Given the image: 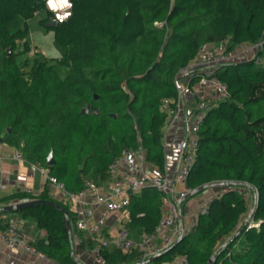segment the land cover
I'll return each instance as SVG.
<instances>
[{"label": "trees", "instance_id": "1", "mask_svg": "<svg viewBox=\"0 0 264 264\" xmlns=\"http://www.w3.org/2000/svg\"><path fill=\"white\" fill-rule=\"evenodd\" d=\"M70 1L71 16L47 27L60 53L47 63L39 54L28 56L24 41L34 14L45 11L44 24L52 18L44 0H0V139L68 192L82 191L87 182L106 183L108 166L125 149L142 148L163 171L166 116L160 105L169 99L174 106L181 77L200 48L224 43L235 49L260 41L264 47V0ZM18 17L21 26L11 31L9 24ZM20 54L26 58L17 61ZM263 54L256 50L253 58L215 70L228 97L204 117L187 176L191 191L214 182L254 190L249 221L259 226L242 227L249 207L241 194L227 191L213 196L208 213L197 215L179 242L151 262L141 261L137 250L108 247L100 250L105 264L171 263L178 256L184 264H208L211 258L213 264H264V65L257 61ZM198 76L186 75L189 87ZM85 106L88 114L81 113ZM50 152L55 163L47 166ZM47 185L37 196L17 193L14 198L55 202L62 210L41 203L17 213L45 232V240L32 243L37 251L57 264H81L79 253L96 244L77 232L71 254L75 214L48 195ZM124 209L129 219L124 228L131 235L151 233L161 218L160 194L144 188L129 196Z\"/></svg>", "mask_w": 264, "mask_h": 264}, {"label": "built area", "instance_id": "2", "mask_svg": "<svg viewBox=\"0 0 264 264\" xmlns=\"http://www.w3.org/2000/svg\"><path fill=\"white\" fill-rule=\"evenodd\" d=\"M44 8L52 14L55 24L63 23L71 16L61 22L55 19V13L47 7L46 0H44ZM56 11L62 14L64 11L71 12V8L57 9ZM262 46L263 41L240 44L235 49H228L224 43L202 46L195 60L187 68V70L190 68L188 74L197 73L199 75L196 84L194 83L192 89L189 90L190 97L195 99L194 110L186 116L182 114L184 90H187V87L178 86V98L174 106L171 105L169 99L162 100L160 110L166 116L162 132L163 151L169 148L179 155L174 176H168L152 162H149L145 151L140 147L137 149H125L108 166L107 181L105 183L109 192L108 197L100 194L98 188L92 182L86 183V190L83 189L77 193L68 192L62 182L48 176L47 170L39 167L48 184L61 192L66 204H72L73 206L75 219L70 223L73 246L78 243L77 232H83L87 238L96 244L95 248L90 251L92 264H105L100 250L110 246L120 249L124 253L137 250L142 254L141 261H146L164 253L180 238L183 233L180 228V222L182 223V219L190 215V211L183 209L181 203L191 193L187 186V176L195 163L198 133L206 114L215 104L226 100L228 97L225 84L217 80L213 74L219 66L242 58L239 56L242 52L244 53V51L250 49L261 50ZM179 122H183L186 126L184 135L175 141L167 143L165 140L168 133ZM15 157L20 159L21 155L18 153ZM0 187L3 188L2 185ZM144 188H154L160 194L161 218L154 230L151 233H142L134 236L125 228H122L117 231L111 242L107 241L102 231L107 217L111 213L124 209L129 203V196L140 192ZM87 190L94 194L95 202L98 205L106 204V209L93 222H90L84 216V197ZM232 190L241 194L242 198L247 201L246 189H234L225 185L219 193ZM211 198L198 206L196 215H206L208 213ZM254 199H256L255 192ZM0 242L11 252L21 251L40 258L45 257L35 249L32 245L33 241L23 234L15 220L8 219L4 221L1 215ZM180 259L185 263L184 257H180Z\"/></svg>", "mask_w": 264, "mask_h": 264}, {"label": "crops", "instance_id": "3", "mask_svg": "<svg viewBox=\"0 0 264 264\" xmlns=\"http://www.w3.org/2000/svg\"><path fill=\"white\" fill-rule=\"evenodd\" d=\"M190 72V68L187 70ZM186 75V74H184ZM186 86L188 85V78L184 81ZM192 87L187 86V90H184V105L182 106L183 116L188 115L195 108V99H192L189 94V90ZM186 126L183 122H179L166 137V142L170 143L182 137L185 133ZM18 152L12 147L7 146L4 143H0V209L5 206L17 204L14 195L17 193H26L27 195L37 196L45 187L47 183L44 174L40 171L38 165L28 163L22 157L17 159L15 155ZM165 165L163 172L168 176H174L179 161V155L167 148L164 150ZM95 185V184H94ZM98 188L100 194L108 197L109 192L106 184L95 185ZM48 195L55 201L64 202L61 192H59L54 186L47 185ZM86 190V186L84 188ZM193 198V197H192ZM193 199L190 198L183 201L181 206L184 209L190 211V215L182 219L181 225H186L184 221L188 217H192L196 214V208H190L193 204ZM200 202H197V204ZM66 204V203H65ZM73 211L72 204H67ZM194 205V204H193ZM106 209V204L98 205L95 202V196L89 190L85 191L84 197V216L93 222L97 219L102 211ZM2 215L4 221L13 219L18 224L23 234L29 238V240L36 242L39 240H45L46 234L43 230L37 228L34 220L30 217H23L17 212H4ZM128 213L125 209L119 212L111 213L105 220V225L102 228L103 235L107 241L111 242L113 237L119 229L124 228V224L128 221ZM183 229V227H182ZM86 237V236H85ZM76 247V246H75ZM112 247V246H110ZM78 260L81 264L92 263L90 250H84L79 253ZM181 260H178L176 264H180ZM0 264H57L56 262L44 257L40 258L36 255L26 252H11L5 245L0 242Z\"/></svg>", "mask_w": 264, "mask_h": 264}, {"label": "rangeland", "instance_id": "4", "mask_svg": "<svg viewBox=\"0 0 264 264\" xmlns=\"http://www.w3.org/2000/svg\"><path fill=\"white\" fill-rule=\"evenodd\" d=\"M46 17V12L45 11H41V12H37L36 14L33 15V17H31L28 21H27V34L24 38V41L27 42V44L30 47V52L28 53V56H32L33 54H39L40 56L44 57L45 60L47 61V63H52L54 62L55 59H58L60 56L59 50L56 47L55 43H54V35H53V31L51 29H48L47 27H45V24L42 23V20L45 19ZM21 18H17L13 21L10 22L9 24V29L11 31L16 30L19 26H21ZM245 44V43H244ZM246 50V49H244ZM262 51L264 53V47L262 48ZM256 55V51L254 49H250L248 51H244V53L242 52L241 55H239L240 57H245V58H253ZM26 58V55L24 54H20L17 56V61H22ZM32 58V57H31ZM29 58V59H31ZM259 65H264V54L260 56V58L257 60ZM30 64V62H29ZM210 71V70H209ZM188 75V72L183 73ZM186 75H182L181 79L183 81H181L179 83V86L186 88V84L184 82V79H186ZM196 84V82H195ZM189 87V86H188ZM213 186H211L210 188H206L204 189V191L197 193L196 195H193V198L190 197L191 199H193V204L191 205L190 208H198V206L200 204H202L203 202L209 200L212 196L216 195L217 193H219L224 187L225 185H223V183L220 182H214L212 183ZM241 190H244V188L242 187ZM247 190V201H245L249 207V211L250 209L253 207L254 204V190L252 189H246ZM189 198V200H190ZM197 202H200L197 204ZM184 209V206H183ZM196 214L194 216H192L191 218L188 217L184 223L186 222V225H183V234H186L188 232V230L193 226L195 219H196ZM246 219V216L243 217L241 223H243ZM248 227H258L259 223H253L252 221L248 222ZM251 224V225H250ZM178 260H181L180 257H176L171 264H176ZM92 264V263H89ZM179 264V263H178ZM180 264H184L183 262H180Z\"/></svg>", "mask_w": 264, "mask_h": 264}, {"label": "water", "instance_id": "5", "mask_svg": "<svg viewBox=\"0 0 264 264\" xmlns=\"http://www.w3.org/2000/svg\"><path fill=\"white\" fill-rule=\"evenodd\" d=\"M45 26H46V27H51V28H52V27H55L56 24H55L54 19H53V18H50V19H49V22L46 23ZM6 54H7V56L10 55V48H8V49L6 50ZM94 98L96 99V97H94ZM89 110H90V107H89V106H85L84 108L81 109V113H82V114H88ZM91 113H92L93 115H96V114H97V110H93ZM7 131L9 132L10 129H7ZM0 143H2V140H1V139H0ZM49 154H51V155H48V157H47V159H46V165H47V166H52V165H54L55 161H54V159H53L52 152H50ZM211 186H213L212 183H210V184H206V185H203V186H200L199 188H197V189L191 191V193L188 195V197H191V196H193L194 194L199 193L200 191H202V190H204V189H206V188H210ZM41 203H49V204H53L54 206H56V207H58V208L61 209V207H60L58 204H56L55 202H48V201H43V200H33V201L21 202V203H17V204H13V205L5 206V207L2 209V211H4V212H17L18 210H20V209H22V208H24V207H28V206H32V205H36V204H41ZM255 204H256V199H255V201H254L253 207L250 209V211H249V213H248V215H247L245 221L243 222L242 227H245V226L247 225V223H248V221H249V219H250V217H251V215H252V212H253V210H254V208H255ZM61 210H62V209H61ZM63 214H64V216H65V218H66V223H67V225H68V230H69V234H70L69 221H68L67 216H66V213H65L64 211H63ZM180 228H181V230H182L181 222H180ZM179 240H180V238L177 239V240L172 244V246H171L169 249H167L165 252H167V251H169L170 249H172V248H173V247L179 242ZM165 252H164V253H165ZM71 254L73 255V245H72V241H71ZM160 255H161V254H160ZM158 256H159V255H158ZM158 256H154V257L150 258V259L148 260V262H151L152 260H154V259H155L156 257H158ZM213 261H214V259L211 258V259L208 261V264H213ZM76 262L80 263V261H79L78 259L76 260Z\"/></svg>", "mask_w": 264, "mask_h": 264}, {"label": "clouds", "instance_id": "6", "mask_svg": "<svg viewBox=\"0 0 264 264\" xmlns=\"http://www.w3.org/2000/svg\"><path fill=\"white\" fill-rule=\"evenodd\" d=\"M46 3L47 7L55 13V19L61 22L71 15L70 11H64L62 14L56 11L57 9H70L72 7L70 0H46Z\"/></svg>", "mask_w": 264, "mask_h": 264}]
</instances>
